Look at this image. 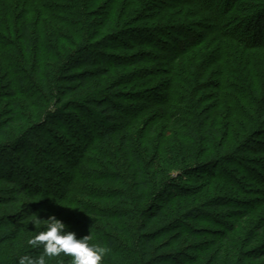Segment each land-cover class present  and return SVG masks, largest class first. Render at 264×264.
<instances>
[{"label":"trees","instance_id":"1","mask_svg":"<svg viewBox=\"0 0 264 264\" xmlns=\"http://www.w3.org/2000/svg\"><path fill=\"white\" fill-rule=\"evenodd\" d=\"M259 136L264 0H0V264L38 253L32 213L91 231L103 264H264V197L238 175L260 174Z\"/></svg>","mask_w":264,"mask_h":264},{"label":"clouds","instance_id":"2","mask_svg":"<svg viewBox=\"0 0 264 264\" xmlns=\"http://www.w3.org/2000/svg\"><path fill=\"white\" fill-rule=\"evenodd\" d=\"M35 226V235L28 241L37 254H21L17 264H52L61 257H69L70 264H103L107 248L94 243V234L80 236L55 214L41 218L39 213L27 214L21 222Z\"/></svg>","mask_w":264,"mask_h":264},{"label":"rangeland","instance_id":"3","mask_svg":"<svg viewBox=\"0 0 264 264\" xmlns=\"http://www.w3.org/2000/svg\"><path fill=\"white\" fill-rule=\"evenodd\" d=\"M175 35L179 36L180 38L184 37L180 33L179 34L175 33ZM161 90H162V91H160L161 94L165 95L166 91H164V89H161ZM147 94L148 95L145 96V99H143V100H146V101L150 102V100L152 98L151 92L147 93ZM120 115H123V114H120ZM75 117L78 118L80 121H82L83 123H85L87 125H88V123H90L88 121V119H86V117L81 115L80 113H75ZM70 125H71L70 126L71 130H73V129L77 130V126L75 125V123L71 122ZM91 125H90V129L93 131L94 127L91 126ZM52 128L54 129V126H52ZM54 130L58 134H60L67 143H69V144H73L74 143L75 140L73 139V136L71 135V133H69V130L67 131L66 129H60V128H56ZM35 134H36V136L40 137L41 141L42 140H46V141L50 140V137H48L46 132L39 131V132H36ZM259 139H261L262 142L264 143V138L263 137H260ZM41 141H40V143H38V146H39L38 150L40 152L39 154H40V156L42 158L43 163L49 165L51 168L52 167L57 168V172H60V171H63V170H65L64 171L65 174L70 172V170H71L70 163L69 162L67 163V161H66L67 159H66L65 155L61 154L59 152L60 150L57 147H55V145H53V144L46 145V144L42 143ZM75 143H76V141H75ZM77 145L79 146L80 143L77 144ZM83 145L84 144L82 143L81 144V148L83 147ZM257 151H250V153H246L245 154V157L247 158V160H250V162H251L250 164L251 165H249V163H247V161H243V163L246 166H251L252 168H255V170H258V172L260 174L256 175V176H253L254 172H250L249 173V172H245L244 169H239L238 170V172H239L238 175H239V177L243 178V181L246 183L247 188L251 189L252 191H253V188H256V191L254 193H252V196L254 198H258V197L261 198V197H264V180L261 179L257 183L255 182V180L258 177H260L261 175L264 174V168L258 166L256 163H257L258 160H260V161H262L261 163L264 164V154H263L264 152L260 154ZM75 153L77 155H81V152L79 153V151H76ZM22 156L23 157H21V156H18V157L21 158V160L23 161V163L27 167H29L30 169L32 168V169H34V171H36L37 165L34 163V161L32 160L31 156L30 155L29 156L22 155ZM62 159L64 160V162H63ZM40 175L42 176V178L48 177V174L41 173ZM50 175L51 176L49 177V179L52 180V182L58 183L59 186H62L63 188H67L68 184H67V179L66 178H64L62 175L61 176L58 175L57 177H55L53 174H50ZM2 188H8V186L6 184H4V183H0V190ZM251 190H249L248 192H252ZM257 193L258 194L260 193V194L257 195ZM13 195L15 196V198L18 197L16 193H14ZM47 198H48L47 195L31 194L28 197H26L25 200H23V201H24V203H27V204H30L32 202H34L36 204H42L43 208H44V207L48 206L47 204H51L50 203V199H47ZM263 214H264V212H263Z\"/></svg>","mask_w":264,"mask_h":264}]
</instances>
